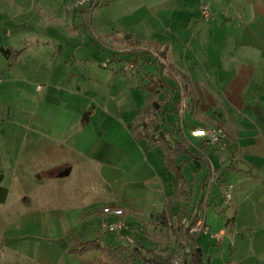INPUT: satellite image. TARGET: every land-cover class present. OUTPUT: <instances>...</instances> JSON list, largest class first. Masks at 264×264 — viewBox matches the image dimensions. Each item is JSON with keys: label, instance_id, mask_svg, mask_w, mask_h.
Segmentation results:
<instances>
[{"label": "crops", "instance_id": "obj_1", "mask_svg": "<svg viewBox=\"0 0 264 264\" xmlns=\"http://www.w3.org/2000/svg\"><path fill=\"white\" fill-rule=\"evenodd\" d=\"M204 1H209L213 10L208 22L201 18ZM70 2L38 0L42 15L48 21L44 27L60 30L67 26L69 19L73 32L77 34L74 26L80 24L84 14L76 12L73 16L68 12ZM1 3L15 9L20 19L30 13L31 9L26 6L32 3V10L37 12L35 0H0ZM93 3L97 5L92 6L89 12H81H87L86 16L92 19L97 10L111 9L110 23L117 25L118 32L117 35L113 32L104 34L108 38L113 37L112 45L118 42V54L129 56L134 46L141 53L144 52L142 49L155 52L150 45L155 43L167 49L168 64L192 77L200 101L197 113L190 111L184 103L181 111L167 115V121L188 140L191 150L200 152L204 143L206 159L216 173L219 167L224 170L231 161H235L240 172L225 170L226 174H219L223 182L233 183L236 198L244 199L242 194L257 195L260 188L264 191V0H93ZM41 21L37 15L32 23L41 25ZM90 26L93 32H97L94 24ZM27 48L16 50L0 44V52L12 67ZM12 50L20 52L14 63ZM135 59L131 55L124 67L117 68L116 72L113 70L109 81L96 78L80 85L69 76L57 81L56 73L52 72L53 76L43 80L44 85H39L43 89L39 91L36 88V99L34 94L22 93L23 101L17 103L24 116L19 125L22 129L21 159L15 155L13 144L8 143L4 153H0L5 158L4 163L0 161V206L14 202L9 213L6 211L11 219L24 216L44 218L52 212L50 210L57 212V216L66 212L87 213L78 232L89 233L94 226L96 238L104 219V209L117 207L125 212L128 230L122 235L127 237L130 230L135 229L138 233L150 230L153 220H158L171 201L175 205L173 216L175 210L178 214L192 213L201 203L203 194H196L191 203H188V197L181 203L176 198L177 180L167 169L161 150L145 141L137 142L131 134L129 125L146 106L148 98L139 86L142 75L137 74L138 69L134 68L136 65L132 62ZM114 60L121 59L116 57ZM52 64L53 61L47 62V65ZM57 65L56 62L55 67ZM152 69L156 71V66ZM69 71L70 76L75 75ZM87 112H91L90 119L83 125ZM199 129L223 130L228 140L227 149L220 151L196 136L195 131ZM211 155L216 156L215 161L211 160ZM196 168L202 174L206 172L205 168ZM96 176L97 182L90 181L89 178ZM85 179H88L87 184ZM46 185L52 191H57V187L62 192L66 190L61 199L55 198L56 204L48 207V213L46 205L38 204L48 195L43 190ZM217 187L216 199L221 198L222 201L216 208L223 213L226 209L221 208L223 197L221 188ZM93 189L96 190L92 194ZM211 189L209 187V196ZM86 191V194L91 193L88 197ZM78 198L79 202L82 199L86 201L84 205L65 202L77 203ZM259 201L262 199L254 203ZM212 204L209 199L206 210ZM16 211L22 212L16 214ZM239 212L237 210L236 215ZM238 215L232 217L235 223L227 222L228 229L221 228L216 232H213L207 218L206 221L213 233L222 232L225 237H230L235 233L233 228L238 224ZM10 221L13 222L7 227L17 230L14 227L16 221ZM149 224V227L145 226ZM158 225L165 230L160 223ZM257 228L247 229L252 231L249 234L250 254L239 264H249V259L255 264H264V248L259 249L264 240V237L262 240L259 238V234L264 233V228L261 233ZM4 233H0L1 258L10 251L8 245L2 243L7 242L3 238ZM36 250L35 261L38 264H60L66 256L53 241L46 240ZM100 256L108 264L106 256ZM208 263L211 264V260Z\"/></svg>", "mask_w": 264, "mask_h": 264}, {"label": "rangeland", "instance_id": "obj_2", "mask_svg": "<svg viewBox=\"0 0 264 264\" xmlns=\"http://www.w3.org/2000/svg\"><path fill=\"white\" fill-rule=\"evenodd\" d=\"M35 1L37 2V6H35L37 12L32 10L34 6V3H32L26 6L31 9L30 13L26 15V18L22 17V19L16 15V10L11 9L9 4L1 3L0 5V44H6L9 47H14L16 50H22L25 46H28L26 52H23L14 67L10 66V62L8 63L5 56L0 52V153H4L8 143L9 145L13 144L14 153L19 159H21L22 142V129L19 125L24 116L22 115L20 105L17 103L23 101L22 96L24 93L34 94L36 99V88L39 85H44L43 80L47 79V77H52V72L56 73L55 79L57 81L60 78L65 79V76H69L74 77V82L80 85L84 84V82L87 84L89 80L96 78L109 81L111 80L113 70L115 71L118 70L117 68L124 67L128 63L127 60L131 58V55L124 56L118 54L119 50L116 49L118 42L116 41L112 45L113 37L108 38L104 34L113 32L117 35L118 32L117 25L110 23L112 17L111 9L103 8L97 10L92 19L90 16H86V13L92 9L91 7H85L86 13H82L81 10L78 11L79 14H84V17L79 22V25L74 26V30L77 33L75 34L69 19L67 26L65 25L60 30L52 27H44V24H48V21L42 15V9H40L42 7L38 5V0ZM72 14L74 16V13ZM37 15L42 18L41 25L32 23L33 18ZM91 23L95 25L97 32L91 30ZM142 50L146 51L144 49ZM142 55L145 56L146 54L143 53ZM116 57H119L121 60H114ZM154 58L153 56H149L146 59L155 62ZM48 61H53V66L47 65ZM56 62L58 65L55 67ZM153 67L151 64L146 65L143 73L153 72ZM69 70L75 75L72 76L71 74L70 76ZM108 70L111 72H108ZM37 101L36 103H38ZM11 119L13 121H10ZM7 135L8 138L6 137ZM211 160L215 161L216 156L211 155ZM0 161L2 163L5 162L4 156H0ZM196 167V164L192 162L185 169L187 179H195L194 189L188 192V203L192 202L196 194L197 196L203 194L201 191V182L203 181V174L205 173L202 174L199 170L197 171ZM203 168L206 169L205 164ZM218 170V173H225L223 167H219ZM76 178L78 179L79 177L77 176ZM89 179L90 181L94 180L96 182L98 180L97 176ZM87 181L88 179H85L84 183L87 184ZM4 186H6V183H4ZM43 190L48 195L44 196L42 198L43 200L38 204L46 205V213H48V207L56 204L54 201L55 198L61 199L62 196H65L66 190L62 192L61 188L57 187V191H52V188L48 185ZM95 190L93 189L91 193L93 194ZM211 190L209 199L213 201V204L205 213L208 224L211 226L213 232L221 228L228 229V220L237 216L236 211L240 210L238 224L235 227L236 229L233 228L235 233L231 234L232 236L230 237L227 235L222 245L218 244L215 240H210L203 236L198 237L197 243L204 252L206 260H211V264H239L242 259L248 258L250 254L249 234L251 235L252 231H248L247 229L257 226L259 228L257 229L260 230L259 233H261L262 228H264V191L260 188L257 195L254 196L242 194L244 199L236 198V192H234L233 202L227 207L221 204V208L224 207L226 210L223 213H219L216 205L222 199H216L219 193L218 187L214 186ZM208 193L209 189L205 192L206 197ZM90 194H86V196L88 197ZM79 198L76 199L79 204L69 200L65 202H68L70 205L72 203L77 206L84 205L83 202L86 201L82 199L79 202ZM257 199H262V201L254 203ZM180 202L182 203L183 200ZM13 204L14 202H10L6 206H0V233L5 231L4 234L6 235L3 238H6L7 241H2V243L8 245L10 248V251H6V254L2 255L3 258L0 256V264H38L35 261L37 260L36 249L41 247L42 243H45L46 240L53 241L66 253V256L60 264H106L104 262L105 260H101L100 255L103 256L101 252L97 253V251H92L85 256L70 254L71 250L79 248V242L82 240H92L95 238L94 226H91L92 230L89 233L79 234L78 232V227L84 222V216L87 213L78 215L77 212H66L62 216H57V212L54 213L53 210H50L52 212H49V215L44 218L42 216H24L19 219H11L12 217L8 213ZM17 209L20 210V208ZM180 210L181 208H179ZM175 211L174 217H177L179 214L177 210ZM20 212L22 211H16L15 213L20 214ZM61 212L60 210V214ZM10 220L16 221L14 227L17 230H12L7 227L9 223L13 222ZM158 223V220H153L150 230L146 229L140 233L135 229L130 230L127 237L121 234H117L115 237L113 234H107L102 237L105 238L106 243L112 239L122 244L131 240L134 243H141L147 248L158 249L168 255L178 252L182 246L180 236L175 235V229L165 231L159 227ZM145 226L149 227L150 224ZM259 236L262 240L264 233L259 234ZM260 245L261 247L259 249L261 250L264 248V240ZM105 259L110 264L107 258ZM248 262L249 264H255L251 259Z\"/></svg>", "mask_w": 264, "mask_h": 264}, {"label": "trees", "instance_id": "obj_3", "mask_svg": "<svg viewBox=\"0 0 264 264\" xmlns=\"http://www.w3.org/2000/svg\"><path fill=\"white\" fill-rule=\"evenodd\" d=\"M150 45L155 52L146 50L141 53L135 46L130 51V54L136 58L132 62L136 65L134 68L138 69L137 74L141 73L142 75L139 79V86L147 93L148 98L146 106L135 115L129 129L137 142L145 141L153 148L161 150L167 169L177 180L178 195L176 198L179 201L187 198L189 190L194 189L195 179L188 180L185 174L187 165L194 162L201 169L205 164L206 172L205 178L201 182V191L203 192L202 196L206 197L205 192L209 189L210 179L215 172L206 159L204 153L206 146L203 143L201 151L198 153L191 150L188 140L177 127L167 121V115L181 111L184 103H187L190 111L194 114L197 113L200 101L196 84L190 75L166 62V48L162 49L155 43H150ZM11 52L14 63L20 52L16 50ZM143 53L146 55H143V59H139ZM149 56L155 57V62L146 59ZM149 64L156 66V71L143 73L144 68ZM90 113H85L83 125L89 122ZM224 170L240 172L235 161H231ZM174 206V201L169 202L165 211L158 216V221L166 231L175 229V235L180 236L178 224L173 221ZM234 220L230 219L228 224L235 223ZM103 235L107 234H101L99 228V234L95 239L88 240L83 244L79 243V248L71 250L70 254L84 256L88 252L100 251L110 264H171L173 257L177 254L176 252L168 255L158 249L147 248L141 243H134L131 240L125 244L119 243L115 239L106 243ZM116 235L113 234L114 237ZM192 264H209L200 247L194 251Z\"/></svg>", "mask_w": 264, "mask_h": 264}, {"label": "built area", "instance_id": "obj_4", "mask_svg": "<svg viewBox=\"0 0 264 264\" xmlns=\"http://www.w3.org/2000/svg\"><path fill=\"white\" fill-rule=\"evenodd\" d=\"M97 5L93 0H71L68 6V12L75 13L85 7H92ZM213 16V10L209 1H204L201 6V18L203 21L208 22ZM128 70V68L126 69ZM43 86H39L38 90L41 91ZM195 135L205 139L208 143L220 151H224L228 147V140L226 134L221 129H199L195 131ZM219 186L221 188V195L223 197V204L230 205L233 202V194L235 186L230 182H223L220 174L214 172L210 179V187ZM201 203L195 206L192 213L184 212L177 217H173V221L178 224L181 239V248L173 257L171 264H192L193 254L198 245L196 240L199 236H208L211 240L217 243H222L225 234L222 232L212 233L206 221L205 210L209 205V195L201 198ZM104 219L100 225L101 234H123L128 230V225L125 221V212L121 208L109 207L103 211ZM114 218V220H110Z\"/></svg>", "mask_w": 264, "mask_h": 264}]
</instances>
